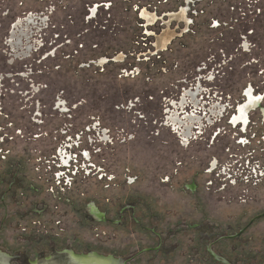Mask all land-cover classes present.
Instances as JSON below:
<instances>
[{
	"label": "rangeland",
	"instance_id": "rangeland-1",
	"mask_svg": "<svg viewBox=\"0 0 264 264\" xmlns=\"http://www.w3.org/2000/svg\"><path fill=\"white\" fill-rule=\"evenodd\" d=\"M250 87L264 97V0H0V262L220 264L209 249L264 264V219L241 240L203 241L264 212V100L247 133L230 124ZM199 88L227 111L185 143L167 111ZM71 151L84 171L66 184L56 174Z\"/></svg>",
	"mask_w": 264,
	"mask_h": 264
},
{
	"label": "flooded vegetation",
	"instance_id": "flooded-vegetation-1",
	"mask_svg": "<svg viewBox=\"0 0 264 264\" xmlns=\"http://www.w3.org/2000/svg\"><path fill=\"white\" fill-rule=\"evenodd\" d=\"M186 12H187V10L185 8H183L181 10V12L177 13L175 16L179 17V18H184L187 14ZM141 18L146 20L148 23L152 22V24H154L158 20L157 14L150 13L146 9L142 10ZM30 21L35 22L34 19L28 18L26 21L25 20H18V22L14 24L13 29H12L11 39L8 40V43H10L12 48H16L18 46L15 42L18 41V44H20L19 42H21L22 37H24V36L27 38L29 37L28 30L30 29V26H31ZM32 24H34V23H32ZM21 26L26 28L27 31H22L23 35L20 38V37H18L19 35H17V32H21V31H19ZM36 35L38 36V33H36ZM31 37L33 38V36H31ZM172 37H173V34L169 33V32L166 33L165 35H163L162 37H160L158 45H157L158 48H160V49L166 48ZM41 46L42 45H41V42L39 40L35 41V48L39 49ZM31 49H32V46L31 47L27 46V48H22L21 49L22 50L21 56L26 57ZM121 58H122V55L118 56L117 60H120ZM106 61H107L106 58H102L100 63L103 64ZM200 78H202V75L200 76ZM203 92L204 91L200 88L197 89L195 92H192V91L190 92V91L186 90L184 93V96L180 102L173 101L172 104L169 105L171 108H169L167 111V114H168L167 121L173 127L174 132L183 138L185 143H188L190 141V139L193 138L194 136H196L197 134H201L205 129V123L206 122H209L212 124V123L217 121V120H214V118H216L218 120L224 118V114L227 111L226 106L221 105L219 103H215V102L212 103L210 110H208L207 109V103H203V101L200 99V95ZM245 96H246L245 103L239 105L237 111L235 112L234 116L231 118V122H230V124L234 127L241 126L243 133H247L248 126L251 122L250 116H249L250 112L259 108L261 106L263 100H264V97L262 95L257 96L254 93V89L252 87L246 89ZM189 107H192L191 111L186 110ZM203 114H204V116H203ZM205 117L208 118V121L204 120ZM195 130H199L200 132L196 133ZM238 140L240 141L241 144L249 142V138L244 136V135H241V136L239 135ZM81 153H83L82 155L86 156L87 150H85V149L81 150ZM84 153H86V154H84ZM241 157L244 159L250 160V157H248L247 155H241ZM77 158H78V154L73 153L71 151L69 154V157H68V153H67L66 157H63V160L62 159L59 160L62 163L64 170H61L60 172H58L56 174V178L58 180H61L63 178L64 182L66 184L71 183L73 178L71 177L70 173L73 172L74 170L76 173H79L82 169V166L75 169V167L77 166V163H78V161H76ZM71 165H73L75 167H73ZM257 166H259V165H257ZM70 167H73V170H70ZM260 167H258L259 170H260ZM251 171H254V170L252 169ZM244 173L245 172H243V174ZM254 173H255V175L251 174V173H249V174H251L253 177L255 176L254 178H257L256 180H259L260 178H259V174H257V170H255ZM228 175L230 176L229 172H228ZM245 176H243V177H245ZM259 216H263V217L252 222L255 218H257ZM101 218H102V216H101ZM263 219H264V212H262L261 214H258L256 216H253L250 219V221L247 224H245V226L243 228H241L238 233H236L234 235L222 236V237H219L218 239L211 238V237H204L203 241H204V244L206 245L205 247L209 248L211 245L216 244V242L219 240H221L220 243L241 240L242 237L253 227V225L255 223H257ZM149 232L157 236V239L160 241V245L158 247H154V248L149 247L148 249L155 250V249H158L159 247L161 249V246L164 245V239H162V236H163L162 233L158 232V230L155 228H153V229L149 228ZM247 240H250V241H247L248 244H250V242H253V240L259 241L258 238H255V237L253 238V236L250 239L247 238ZM260 243L264 244L263 238H262V240H260ZM207 251H208V255L210 256V258L215 262L218 261V262H220V264H234L233 260L225 257V256L230 257L227 253H223L220 255L223 258L217 259L214 255H211L212 253L209 251V249H207ZM131 259L132 258H129L126 261L130 262ZM260 264H262V263H260Z\"/></svg>",
	"mask_w": 264,
	"mask_h": 264
},
{
	"label": "water",
	"instance_id": "water-1",
	"mask_svg": "<svg viewBox=\"0 0 264 264\" xmlns=\"http://www.w3.org/2000/svg\"><path fill=\"white\" fill-rule=\"evenodd\" d=\"M263 216H259L257 218H255L252 222H254L255 220L261 218ZM71 259L72 260H77L78 263L75 261V263L77 264H91L92 262H104L105 264H118V262L116 260H114L113 258H104L102 256H99L97 254H89V255H77V254H71ZM101 264V263H100Z\"/></svg>",
	"mask_w": 264,
	"mask_h": 264
},
{
	"label": "bare ground",
	"instance_id": "bare-ground-1",
	"mask_svg": "<svg viewBox=\"0 0 264 264\" xmlns=\"http://www.w3.org/2000/svg\"><path fill=\"white\" fill-rule=\"evenodd\" d=\"M73 262H74V264H77L78 263V261L77 260H75L77 263H75V261L74 260H72ZM101 264H105L103 261L102 262H100ZM100 263H98V262H92L91 264H100ZM0 264H2L1 262H0Z\"/></svg>",
	"mask_w": 264,
	"mask_h": 264
}]
</instances>
